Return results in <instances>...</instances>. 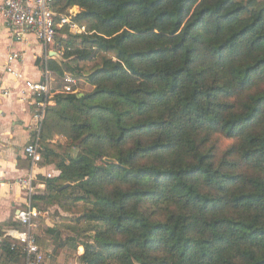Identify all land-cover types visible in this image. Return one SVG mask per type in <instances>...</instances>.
Returning a JSON list of instances; mask_svg holds the SVG:
<instances>
[{"label": "trees", "instance_id": "1", "mask_svg": "<svg viewBox=\"0 0 264 264\" xmlns=\"http://www.w3.org/2000/svg\"><path fill=\"white\" fill-rule=\"evenodd\" d=\"M73 8L86 32L57 38L59 63L93 91L47 108L58 174L35 207L81 194L83 264H264V0L55 2ZM215 137L233 142L220 158ZM7 226L3 256L22 258Z\"/></svg>", "mask_w": 264, "mask_h": 264}, {"label": "built area", "instance_id": "2", "mask_svg": "<svg viewBox=\"0 0 264 264\" xmlns=\"http://www.w3.org/2000/svg\"><path fill=\"white\" fill-rule=\"evenodd\" d=\"M56 0H0V17L9 30L11 37L17 43H33L44 48H52L47 52L42 69V79L34 82L25 79L15 70V65L23 60V52H11L3 66L4 71L24 84V97L30 100L33 120V139L24 148V155L30 164L26 175L16 180L23 196V208L16 216V225L6 231V237L19 250L24 264H46V254L38 237L39 222L42 212L35 207V198L39 191L44 190V183L39 180L40 166L43 153L41 141L44 131L46 111L51 106L55 89L54 73L49 67V60L62 56L61 46L57 45V38L68 39L65 30L70 35H80L86 32L74 22L80 13L79 8L70 9L66 14L55 9ZM53 48H58L54 51ZM50 52V54H49ZM52 52V54H51ZM54 55V56H53ZM64 93L76 94L74 86L77 80L73 75L65 74L62 78ZM4 96L10 95V90H2ZM44 177L51 179L54 173H46Z\"/></svg>", "mask_w": 264, "mask_h": 264}, {"label": "crops", "instance_id": "3", "mask_svg": "<svg viewBox=\"0 0 264 264\" xmlns=\"http://www.w3.org/2000/svg\"><path fill=\"white\" fill-rule=\"evenodd\" d=\"M38 50L40 51L38 52ZM50 50L52 51V49ZM11 52L24 53L23 60L17 63L14 68L25 79L34 82L42 79V69L37 65V59L44 55L45 48L31 43L15 42L4 20L0 17V264L21 263L22 258L11 260L3 256L1 233H4L7 225H16V216L23 208V196L16 180L26 175L30 169V164L24 155V148L33 139L31 101L26 100L24 84L16 80L13 75L6 73L3 68L7 56ZM53 60L59 62V58L54 57ZM52 69L55 83L57 77L62 79L66 74L60 65ZM4 89L10 90L9 96L3 95L2 90ZM55 105L56 100L52 99L51 106ZM38 173L40 174L39 180L41 177L45 178L44 174L46 173L58 174L52 166L42 165ZM43 251L45 252L44 249ZM63 259L62 256L58 258V263L65 264Z\"/></svg>", "mask_w": 264, "mask_h": 264}, {"label": "rangeland", "instance_id": "4", "mask_svg": "<svg viewBox=\"0 0 264 264\" xmlns=\"http://www.w3.org/2000/svg\"><path fill=\"white\" fill-rule=\"evenodd\" d=\"M50 49L52 48H45L44 55H42V57L38 59H40L41 61L44 60L47 56V52ZM53 49L54 51H57L58 48ZM39 51L40 50H38V52ZM26 55L28 56V53ZM57 65H60L57 60H53L52 58L49 60V66L51 70H53L52 68H55V66ZM73 77L77 80V85L74 86V90L77 91V94L84 95L89 94L93 91V87L87 84L85 78L79 77L76 74H74ZM56 79L57 80L54 85L55 89L53 91V97H55L57 94H66L64 93L62 79H60L59 77H57ZM55 141L60 146H67V139L63 136L55 137ZM213 142H216L218 148L217 154L219 158L223 155V152H225L233 144L232 141L225 140L222 137H215L213 139ZM66 151L73 155L77 154L76 149H67ZM52 167L55 168L54 166ZM41 194L42 190L39 191V195ZM78 196H81V194L76 189H73L72 191L67 192L61 198V202L63 205H59L57 203L46 204L41 201H37L38 208L43 214V217L39 222L40 227L38 230V235L40 245L45 250L46 264H59L58 258H60L61 256L64 258L63 260L65 264H83L82 256L84 255L85 250L83 247H78L77 243L81 242L80 240H84L85 238L78 236V231H81L82 228H84V222L81 220V218L83 217V213L85 212V207L83 204L75 203L74 200H76V197ZM54 227L59 228L58 230L61 235V241L59 243H55L52 237L45 236V234H43L44 232H46L47 228ZM71 239H74L75 242L69 241ZM59 245H62L63 248L60 249L58 247ZM20 264H24L23 258L21 259Z\"/></svg>", "mask_w": 264, "mask_h": 264}, {"label": "water", "instance_id": "5", "mask_svg": "<svg viewBox=\"0 0 264 264\" xmlns=\"http://www.w3.org/2000/svg\"><path fill=\"white\" fill-rule=\"evenodd\" d=\"M80 96H82V95H80ZM106 162L109 163V164L114 163V161L113 160H110V159H107ZM65 187H67V186H65Z\"/></svg>", "mask_w": 264, "mask_h": 264}]
</instances>
